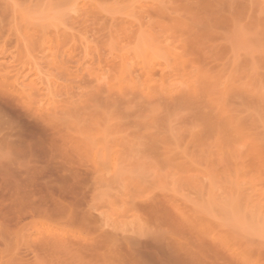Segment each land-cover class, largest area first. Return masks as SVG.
Listing matches in <instances>:
<instances>
[{"label":"rangeland","instance_id":"rangeland-1","mask_svg":"<svg viewBox=\"0 0 264 264\" xmlns=\"http://www.w3.org/2000/svg\"><path fill=\"white\" fill-rule=\"evenodd\" d=\"M75 1L0 0V264H264V0Z\"/></svg>","mask_w":264,"mask_h":264},{"label":"bare ground","instance_id":"bare-ground-1","mask_svg":"<svg viewBox=\"0 0 264 264\" xmlns=\"http://www.w3.org/2000/svg\"><path fill=\"white\" fill-rule=\"evenodd\" d=\"M75 3H76V6H77V0L75 1ZM75 3H74V4H75ZM74 4H72V5H73V6H72V7H73V10H74V11L79 10L81 5L78 3V6L80 5V6H79V9H78V6H77V8H76V6H75ZM74 6H75V7H74ZM74 8H75V9H74ZM76 9H77V10H76ZM77 22H78V21H77ZM79 26H80V25H79ZM71 27H72V26H71ZM74 28H75V27H74ZM72 29H73V28H72ZM75 29H76V28H75ZM75 29H74V30H75ZM77 29H78V27H77ZM65 30H66V29H65ZM78 30H79V29H78ZM71 31H72V30H71ZM62 32H63V31H62ZM77 32H79V31H77ZM57 33H58V32H57ZM59 36H60V35H59ZM72 36H73V34H72ZM73 37H74V36H73ZM73 39H74V38H73ZM59 40H61V39H59ZM71 40H72V39H71ZM57 41H58V40H57ZM61 43H62V41H61ZM59 44H60V43H59ZM65 44H66V42H65ZM59 67H60V66H59ZM62 68H63V67H62ZM62 68H61V69H62ZM36 69H37V67H36ZM55 69H56V68H55ZM64 69H65V67H64ZM65 70H66V69H65ZM55 71H56V70H55ZM62 71H63V70H62ZM17 72H18V71H17ZM17 72H16V73H17ZM37 72H38V71H37ZM7 73H9V72H7ZM7 73H6V74H7ZM64 73H65V71H64ZM62 74H63V72H62ZM8 75H10V74H8ZM12 77H13V76H12ZM14 77H15V76H14ZM8 81H10V80H8ZM12 81L14 82L13 78H12ZM12 81H11V82H12ZM9 84H10V83H9ZM66 87H67V86H66ZM28 104H29V103H28ZM25 106H26V105H25ZM23 107H24V106H23ZM25 108H27V107H25ZM31 110H32V109H31ZM33 110H34V109H33ZM33 110H32L31 112H36L35 110H34V111H33ZM23 111H25V109H24ZM29 111H30V110L28 109V112H27V109H26V112H27V113H26L25 115L28 114L29 117H30V116H32V115H30V112H29ZM54 113H56V112H54ZM48 114H50V113H48ZM48 114H47V115H48ZM59 114H60V113H59ZM36 115H37V114H36ZM36 115H35V116H36ZM45 115H46V114H45ZM61 115H62V114H61ZM33 116H34V113H33ZM35 116H34V117H35ZM43 118H45V116H44ZM57 118H58V117H57ZM55 119H56V118H55ZM61 119H62V118H60L59 121H61ZM57 120H58V119H57ZM41 123H42V122H41ZM60 124H61V123H60ZM43 126H44V125H43ZM45 127H46V126H45ZM45 130H46V129H45Z\"/></svg>","mask_w":264,"mask_h":264}]
</instances>
